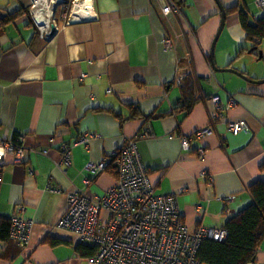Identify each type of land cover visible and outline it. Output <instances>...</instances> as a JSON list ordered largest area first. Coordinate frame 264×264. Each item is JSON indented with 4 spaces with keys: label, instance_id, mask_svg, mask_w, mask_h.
Here are the masks:
<instances>
[{
    "label": "crops",
    "instance_id": "1",
    "mask_svg": "<svg viewBox=\"0 0 264 264\" xmlns=\"http://www.w3.org/2000/svg\"><path fill=\"white\" fill-rule=\"evenodd\" d=\"M164 1L44 0L46 27L56 26L47 36L34 0H0V23L7 20L0 27V153L20 138L26 149L22 164L8 152L0 162V231L13 216L34 221L24 248L0 237V264H95L77 250L94 248L57 225L71 193L98 196L117 184L114 167L93 179L87 164L132 140L158 194L175 195L190 230L222 229L251 205L249 187L264 182V41L252 52L237 12L245 3L221 0L226 24L214 62L246 78L216 72V1L179 0L180 13L170 15ZM72 3L89 12L71 16ZM182 88L197 100L188 115L178 109ZM215 96L223 119L215 118ZM231 96L236 104L227 108ZM240 120L250 130L234 135L227 123ZM210 125L212 136L193 138ZM84 134L89 142L75 145ZM183 136L192 137L187 150ZM65 143L70 167L62 160ZM254 264H264V239Z\"/></svg>",
    "mask_w": 264,
    "mask_h": 264
},
{
    "label": "built area",
    "instance_id": "2",
    "mask_svg": "<svg viewBox=\"0 0 264 264\" xmlns=\"http://www.w3.org/2000/svg\"><path fill=\"white\" fill-rule=\"evenodd\" d=\"M264 11V0H255ZM81 5L82 8H81ZM81 9L79 16L87 14L84 3L71 6ZM84 7V9H83ZM164 15L180 13L174 0H165ZM78 16V15H77ZM77 17L78 19H81ZM85 18H89L87 15ZM84 18V19H85ZM76 20V18H75ZM42 35H50L51 27L39 25ZM167 40L166 44L170 45ZM217 109L216 119H223L221 98H212ZM236 104L231 96L227 108ZM228 130L237 135L250 130L246 121H228ZM214 134V127L208 126L197 131L193 138L204 139ZM92 136L84 134L74 143L87 144ZM192 137H182L183 148H190ZM22 139L5 145L0 153V162L5 160L6 152L14 156L15 164L25 160L26 149ZM63 163L72 165V146L61 147ZM87 170L93 179L109 167L118 174L117 184L104 194L92 196L80 190L68 196V210L58 222V228L76 233L82 244L94 248L91 262L95 264H206L196 256L204 239L222 242L227 238L225 229L199 227L192 231L183 222L175 195L158 194L151 182L148 170L142 163L139 146L132 140L121 149L112 152L100 163H88ZM90 184V179L86 180ZM53 190V189H52ZM200 211V209H199ZM34 221L24 217L11 218L10 237L20 248L30 241Z\"/></svg>",
    "mask_w": 264,
    "mask_h": 264
},
{
    "label": "trees",
    "instance_id": "3",
    "mask_svg": "<svg viewBox=\"0 0 264 264\" xmlns=\"http://www.w3.org/2000/svg\"><path fill=\"white\" fill-rule=\"evenodd\" d=\"M67 3L71 0H64ZM179 7V0H174ZM237 11L233 8L229 11ZM233 12V11H232ZM240 23L246 33V40L251 44L252 52L264 41V16L251 22L247 8L238 9ZM25 14V13H24ZM11 20V17L8 18ZM0 23V27L7 20ZM247 48L241 47L240 53ZM213 98V97H212ZM183 105L180 109L186 114H190L197 100L192 92L182 88ZM177 109V110H178ZM162 115L153 113L150 117L159 118ZM252 198L250 206L231 216L225 223L227 238L222 241L204 239L196 258L206 264H254L257 258L259 246L264 239V182H256L249 187ZM10 219L1 221L0 237L4 240L10 238ZM19 250V247H17ZM78 252L83 255L93 256L94 249H87L84 246L78 247ZM15 257L18 255L14 253Z\"/></svg>",
    "mask_w": 264,
    "mask_h": 264
},
{
    "label": "water",
    "instance_id": "4",
    "mask_svg": "<svg viewBox=\"0 0 264 264\" xmlns=\"http://www.w3.org/2000/svg\"><path fill=\"white\" fill-rule=\"evenodd\" d=\"M215 1H216L217 5L219 6L220 10H221V25H220L219 31L216 34V37H215V39L213 41V44H212V49H211V53H210V62H211V65L213 66V68H214V70L216 72L232 71V72L240 75L241 77L246 78L243 74L239 73L238 71H236L234 69H219L215 65V62H214V50H215L216 44H217V42H218V40H219V38H220V36H221V34L223 32V29L225 27V24H226V9L224 7V4L222 3L221 0H215ZM46 25L47 24L44 23L41 26H44L45 27ZM50 27H51V35H54V33L56 32V26L54 24H51ZM262 56H263V53L261 52L260 53V57L262 58ZM259 82L260 83H264V80L263 81H259Z\"/></svg>",
    "mask_w": 264,
    "mask_h": 264
},
{
    "label": "rangeland",
    "instance_id": "5",
    "mask_svg": "<svg viewBox=\"0 0 264 264\" xmlns=\"http://www.w3.org/2000/svg\"><path fill=\"white\" fill-rule=\"evenodd\" d=\"M242 3L243 4L245 3L244 5H245V8H247V10H248L251 22H254V18L264 16V11L257 5L255 0H242ZM60 10H62V5L60 6ZM220 39H221V37H220ZM220 39L218 40L219 43H220ZM219 43L216 44V48H217ZM216 48H215V51H216Z\"/></svg>",
    "mask_w": 264,
    "mask_h": 264
},
{
    "label": "bare ground",
    "instance_id": "6",
    "mask_svg": "<svg viewBox=\"0 0 264 264\" xmlns=\"http://www.w3.org/2000/svg\"><path fill=\"white\" fill-rule=\"evenodd\" d=\"M34 2H35V4H36L35 11H37V14H38V20H39L40 25H43L44 23L47 24V23H46L47 20H46L45 17H44L45 14L40 12L41 10H42V12L45 11L44 7L41 9V6L43 5L44 0H34ZM88 4H89V3H88ZM82 6H83V5H81V8H82ZM83 9H84V7H83ZM80 13H81V9H79L78 7H76V8L74 9V15L77 16V15H79ZM43 14H44V15H43Z\"/></svg>",
    "mask_w": 264,
    "mask_h": 264
}]
</instances>
